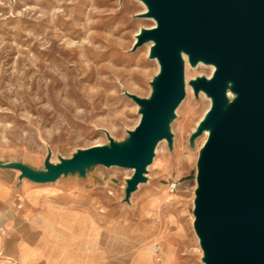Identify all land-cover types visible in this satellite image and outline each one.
Masks as SVG:
<instances>
[{"label": "rangeland", "instance_id": "rangeland-1", "mask_svg": "<svg viewBox=\"0 0 264 264\" xmlns=\"http://www.w3.org/2000/svg\"><path fill=\"white\" fill-rule=\"evenodd\" d=\"M147 10L141 0H0V162L44 169L49 150L58 163L79 149L109 145L106 131L117 142L129 137L141 113L125 91L150 97L160 71L158 60L149 56L151 42L133 50L141 29L157 25L154 18L140 16ZM185 60L187 92L171 123L173 148L167 139L159 142L148 181L132 194L131 203L124 199L133 169L99 165L84 177L110 185L111 192L99 194L119 203L129 237L151 222H157L158 231H170L165 217L181 196L194 209L197 161L209 132L193 146L190 137L212 101L203 91L197 97L189 82L210 78L215 68ZM174 180L180 189L170 194ZM190 230L194 245L182 264H205L193 224Z\"/></svg>", "mask_w": 264, "mask_h": 264}, {"label": "water", "instance_id": "water-1", "mask_svg": "<svg viewBox=\"0 0 264 264\" xmlns=\"http://www.w3.org/2000/svg\"><path fill=\"white\" fill-rule=\"evenodd\" d=\"M141 1L148 10L140 16L157 25L141 29L133 50L151 42L149 56L160 71L150 97L125 91L141 113L129 137L117 142L106 131L109 145L79 149L58 163L49 150L44 169L18 161L0 162V168L42 184L86 177L99 165L130 168L124 201L131 203L148 181L159 142L167 139L173 148L171 123L187 92L185 56L194 67L213 65L210 78L189 82L197 97L203 91L212 101L190 137L193 146L209 132L197 161L194 230L205 264H264V0Z\"/></svg>", "mask_w": 264, "mask_h": 264}, {"label": "crops", "instance_id": "crops-1", "mask_svg": "<svg viewBox=\"0 0 264 264\" xmlns=\"http://www.w3.org/2000/svg\"><path fill=\"white\" fill-rule=\"evenodd\" d=\"M11 170L0 168V264H182L194 245L182 196L165 217L170 231L151 222L129 237L119 203L99 194L110 185L79 174L42 184Z\"/></svg>", "mask_w": 264, "mask_h": 264}, {"label": "built area", "instance_id": "built-area-1", "mask_svg": "<svg viewBox=\"0 0 264 264\" xmlns=\"http://www.w3.org/2000/svg\"><path fill=\"white\" fill-rule=\"evenodd\" d=\"M180 189V183L178 180H174L169 184V188L168 191L170 194H175L177 193V191ZM156 250L157 252H159L161 250V246L157 245L156 246Z\"/></svg>", "mask_w": 264, "mask_h": 264}, {"label": "bare ground", "instance_id": "bare-ground-1", "mask_svg": "<svg viewBox=\"0 0 264 264\" xmlns=\"http://www.w3.org/2000/svg\"><path fill=\"white\" fill-rule=\"evenodd\" d=\"M202 64V63H201ZM213 66V65H212ZM215 68V67H214ZM167 200V199H166ZM202 249V248H201Z\"/></svg>", "mask_w": 264, "mask_h": 264}]
</instances>
